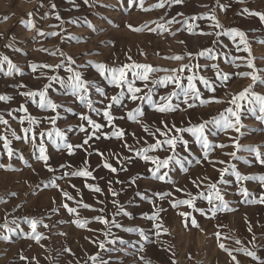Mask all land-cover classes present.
<instances>
[{
  "label": "rangeland",
  "instance_id": "rangeland-1",
  "mask_svg": "<svg viewBox=\"0 0 264 264\" xmlns=\"http://www.w3.org/2000/svg\"><path fill=\"white\" fill-rule=\"evenodd\" d=\"M159 3L0 0V97H5L0 99V237H9L0 239V264H259L245 251L264 260V202H258L264 200L260 180L264 123L258 110L249 111L246 102H241L238 132L210 123L226 108L235 110L231 99L250 85L264 95V21L252 14H264V0H182L179 4L164 0L163 8L156 7ZM213 15L215 20L206 18ZM216 21L221 27L215 26ZM129 25L143 30L133 31ZM232 29L245 34L250 56L237 49L245 45L239 37L231 39ZM5 56L15 65L11 74ZM175 56L183 59H172ZM68 57L75 63H69ZM249 60L259 70L255 83L250 76L239 75L253 72L247 67ZM133 63L159 69L149 74L147 87L135 80L134 86L143 89L138 95L147 93L157 105L165 103L160 97L178 91L175 85L151 81L177 75L184 85L188 76L194 77L199 98H189L185 104L179 93L171 101L173 111L159 112L147 100L132 101L124 86L121 103L109 110L114 117L109 124L103 112L121 89L102 77L95 65L120 68ZM68 68L92 82L88 96L95 111L73 97L70 88L50 79L67 80L73 74ZM224 74L229 76L227 81L221 79ZM127 79H134L132 70ZM49 85L46 100L58 105L55 110L41 108L39 96L24 95ZM137 107L142 115L129 119L128 113ZM82 115L101 127L94 129L80 119ZM30 118L35 123L30 124ZM206 122L208 148L191 133L176 131ZM57 129L63 140L55 137ZM116 131H122L123 137L113 136ZM172 137H182L186 145L178 140L171 148L164 141ZM157 141L161 146L146 155L172 158L158 172L155 164L143 159V150ZM41 145L55 171H48L38 158ZM249 148L258 149L260 157ZM233 152L235 157L230 155ZM78 171L91 176L73 175ZM237 172L247 179L238 180ZM161 175L163 180L157 178ZM213 184L226 208L205 198L214 194ZM182 200H192L193 206L179 204ZM64 205L76 211L69 213ZM30 219L41 222L36 229L42 237L38 242L31 238L26 222ZM193 219L198 226L192 225ZM77 221L86 223L79 227ZM5 224L15 231L7 232ZM221 243L231 256L220 248Z\"/></svg>",
  "mask_w": 264,
  "mask_h": 264
},
{
  "label": "snow or ice",
  "instance_id": "snow-or-ice-1",
  "mask_svg": "<svg viewBox=\"0 0 264 264\" xmlns=\"http://www.w3.org/2000/svg\"><path fill=\"white\" fill-rule=\"evenodd\" d=\"M133 2H135V0H133ZM141 2V6L143 5V0H140ZM170 3H182V0H169ZM165 6L164 0H160V3L156 5V7H160L163 8ZM145 11H147L148 9H144ZM253 15H259L260 19L262 21H264V14L261 13H252ZM59 19V17H57ZM207 19H212L215 20V16H209L206 17ZM192 19H196L195 17H193ZM171 23V22H170ZM185 23H187V21H185ZM216 27H221V25L219 24L218 21H216L215 24ZM163 27V26H161ZM189 31H191L192 26L189 25ZM129 28L133 31H142V28H133L131 25H129ZM167 29H165L166 31ZM207 35L208 33H202ZM231 37V39L233 41L236 40L237 37H239V43L240 44H244L245 47L243 49L239 48V45H237V49L238 50H243L245 52L249 53V56L251 55L250 49L247 46V42L245 40V34L237 29H232L229 31L228 33ZM41 35H44V33H41ZM52 35H56V33H53ZM200 55H204L203 52L200 53ZM4 62H7L8 65V70H9V74H11L12 70L15 68V65L11 62V60H9L8 57H3L2 58ZM172 59H176V60H182L183 57L182 56H175L172 57ZM68 62L69 63H75V61L71 58L68 57ZM43 67H49L51 68L52 66L50 65H44ZM56 67H59V65H57ZM97 71L99 72V74L104 77L105 79L108 80V82L112 85H114L116 88L121 89V91L117 94L114 95L112 97H110L111 103H109L104 112L103 115L105 116V118L108 120L109 124H111V122L113 121L114 117L110 114V109L112 107V104H120L121 103V99L124 97L125 95V91H124V86H126L127 89V94H129V98L132 101H137L140 100L141 102L147 100L148 103L152 104L155 108L156 111L159 112H166V111H173L174 110V105L171 103L172 99L176 96L179 95V93H182L184 96V103L187 104L189 98H199V89L197 88L196 84L194 83V77L193 76H188L187 77V84L184 85L182 83L181 77L177 76V75H171V76H166L160 80H152L151 83L152 84H163V85H167L168 83H173L175 85V88L178 91H173L171 92L168 96H161L160 100L164 101L165 103L157 105L154 101L153 98L150 94H145L143 96L138 95V93H141L143 91L142 88L139 87H135V80L139 79L141 81L145 82V87H147V83L149 82V74L152 72H156L159 71V69H155L153 68L151 65H143V64H131V65H124L123 67L120 68H108L106 65L104 64H97L95 65ZM186 67V66H184ZM184 67H181L180 71L182 72L184 70ZM247 67L252 68L253 72L249 73V72H244V73H240L239 75L241 76H245V77H251L252 81L255 83L257 80L260 79V77L256 74L259 70H257L255 68L254 63L252 62V60H249ZM33 70H35L37 68V65L33 64L32 65ZM129 70H132V76H133V80L129 81L127 79V72ZM67 71L72 72L73 74L70 75L69 77H67V80L64 79H60L59 77H51L50 79L53 81H57L62 87H67L71 89V95L73 97H76L81 103H84L85 106L91 110V111H95V109L92 107V101L89 99L88 93H89V87L92 84V82L87 81L85 79L82 78V73L80 72H73V69L68 68ZM200 82L203 83L206 87L209 86V82L207 80H205L203 77H200ZM222 81H227L229 79V76L227 74H224L221 77ZM264 82V81H261ZM50 87L46 86L44 90L40 91V92H27L24 93V95L26 96H32V97H36L39 96V106L41 108H50L52 110H55L58 105L53 103L50 99L46 100V93H47V88ZM150 89H149V93H150ZM214 91V89H213ZM0 99H5V97H0ZM216 102H221V101H216ZM241 102H246L248 105H250L251 107L249 108V111L252 112H256L258 110V112L260 113V116L258 117L262 123H264V95H261L259 93H256L252 90V86L250 85L248 88H245L242 92H240L238 95H234L233 98L231 99L230 103L232 105L235 106V110L232 107H228L225 109L224 112L220 113L218 118H213V120L210 123H214L219 127H222L223 129L227 130V129H233L234 131H239L240 129L237 127V125H241V120H240V115L239 112L240 110L243 108V104ZM201 103H205V101H201ZM137 115H142L139 107H137L133 112H129L128 113V118L131 120H136L137 119ZM80 119L87 121V123L89 125H91L94 129H99L101 127V125L96 124L89 116L86 115H82L80 117ZM3 123H7V121H3ZM29 123H35V121L31 120V118L29 119ZM206 123H202L199 124L197 126H193L190 128H186V129H176V131H185V132H189L191 133L193 136H195L196 140L198 142H200L202 144V146L204 148H208L209 147V142H208V138L207 135L205 134V129H206ZM165 127H167V125H165ZM242 127V125H241ZM81 131H85V129L83 127H81L80 129ZM147 131V129H145ZM30 131V128H26L24 129L25 133H28ZM159 131V129L157 130ZM13 135H15V133H13ZM44 133H41V136L43 137ZM48 138L49 139H53V133L52 132H48L47 133ZM113 136L116 137H123V132L122 131H116L112 133ZM161 135H165L164 132H161ZM55 137L58 139L63 140L64 139V134L60 131V130H55ZM33 139H35V134H33ZM91 137H89L90 139ZM3 139H5V147H8V143H7V138L4 137ZM180 140L181 142L185 143L186 145V141H183L182 137H172L167 139L166 141H164V143L168 144L171 148H175L177 141ZM88 140L86 139L84 141V144H87ZM67 148L71 149L73 146L72 145H65ZM161 146V142L157 141V143L155 145H149L148 148H145L143 150V152L145 153V155H143V159L145 161H151L153 164L156 165V169L155 171H159L161 167L167 168L168 164H169V160H171L172 158L169 157L168 159L165 160H159L158 158L155 157H150L148 155H146L147 152L149 151H154L155 149L159 148ZM220 147H224V145H220ZM236 148L239 150L240 145L236 144ZM249 151H253L256 152L257 154V158L260 157V153L259 150L256 148H249ZM39 159L44 161L45 167L48 169V171H55L53 168H51L48 165V156L45 154V148L41 145L39 148ZM9 156L12 155L11 149L9 148V152H8ZM230 155H232L233 157H235V152L230 153ZM205 156H207V153H205ZM260 162L262 164H264V159H261ZM0 167H3V165H0ZM105 167L110 168L113 172L116 171L115 168H112V166L110 164H106ZM234 170V169H233ZM227 171V170H224ZM73 175L76 176H85V177H90L91 173L88 171H78L73 173ZM222 176H223V172H222ZM236 177L238 180H242V179H247V177H242L238 172L236 173ZM158 179L163 180L164 176H158ZM260 180L262 183H264V177H260ZM223 182V181H221ZM54 187H58V185L55 184V181L52 182ZM213 190H214V194L213 192H210L209 195L207 197H205L209 203L211 204L213 199L218 200L221 202V204L224 205V207L226 208L227 205L224 202V198L223 196L220 194L219 189L216 188V185L213 184L210 186ZM95 191H100L99 188H96ZM242 195H244L245 197L248 196V192L246 189H242ZM65 196L68 197V199H72L71 196H68V194L65 192L63 193ZM258 202H264V200L258 201ZM179 204H186L189 207L193 206L192 200H182L179 201ZM64 207H66L69 211V213H73L76 210L74 208H69L67 205H64ZM84 207H89L88 205H84ZM127 215V213H125ZM182 216H186L187 214L185 213H181ZM148 219H155V217H147ZM100 221L102 223L107 224L108 221L104 220L103 218H99ZM27 224L29 225V227L32 230L33 236L31 238L37 240V242L42 238L41 235L36 231L38 224H40V221H37L35 219H30L26 221ZM12 223H15V221H13ZM86 221L85 222H80L77 221V224L79 227H84ZM193 226H198L196 225V221L195 219H193L191 221ZM117 227H120V225H116ZM3 227L5 228V230L9 233L15 231V229L13 228H9L7 224L3 225ZM44 227H47V225H44ZM160 225H157V228H159ZM128 231H131L132 229H127ZM143 235V233H141ZM219 235V234H217ZM0 239H4V240H8L9 237L8 236H3L0 237ZM112 243H115V240L111 241ZM237 243H239V241H237ZM220 248L227 251L228 254L231 256L232 252L227 249L225 247V245L223 243H221ZM101 248L104 247L103 244L100 245ZM245 255L250 256L252 259L259 261V264H264V260H261L260 257H258L256 255L255 252L253 251H245ZM233 260H235V256L232 257ZM21 259H26V257L21 256ZM93 260L97 259L96 257H92ZM238 264V262H237Z\"/></svg>",
  "mask_w": 264,
  "mask_h": 264
}]
</instances>
